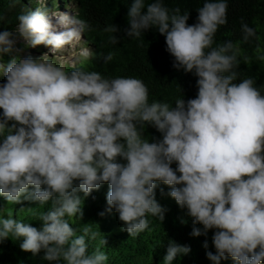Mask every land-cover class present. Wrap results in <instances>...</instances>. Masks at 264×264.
I'll return each instance as SVG.
<instances>
[{"label":"clouds","instance_id":"obj_1","mask_svg":"<svg viewBox=\"0 0 264 264\" xmlns=\"http://www.w3.org/2000/svg\"><path fill=\"white\" fill-rule=\"evenodd\" d=\"M68 2L74 12L66 11ZM228 7L227 0H205L197 22L189 25L188 12H170L163 0H131L125 35L139 38L154 29L165 37L173 67L197 78L196 97L174 105L150 102L139 78H107L77 68L94 53L84 37L91 26L76 16L73 0L26 6L15 31L0 32V196L8 205L50 206L37 214L40 227L0 214V243L22 240V251L43 253L40 259L48 264H107L99 246L89 251V241L101 232L93 223H71L83 219L84 200L107 184L99 215L115 211L121 231L138 237L149 230V217L165 220L167 209L156 199V189L165 185L166 195L187 210L192 237L214 230L215 254L206 251L211 264L228 258L264 264V86L239 79L237 43L215 42L228 22ZM241 29L245 42L258 39L243 21ZM104 31L113 34L111 44L119 42L118 27L109 24ZM20 39L27 48L44 46L51 53L81 40L89 49L81 62L64 68L46 60L47 53L21 57ZM101 55L105 64L114 56ZM147 126L162 138L149 142ZM160 193L165 195L163 188ZM25 211L34 208L19 210ZM190 252V246L169 240L163 264Z\"/></svg>","mask_w":264,"mask_h":264},{"label":"trees","instance_id":"obj_2","mask_svg":"<svg viewBox=\"0 0 264 264\" xmlns=\"http://www.w3.org/2000/svg\"><path fill=\"white\" fill-rule=\"evenodd\" d=\"M77 6V17L85 20L91 30H86L84 37L92 47L94 55L90 60L83 62L77 68L86 71H96L107 78L135 77L141 79L149 89V101L167 102L174 105L177 99L185 101L196 97L198 89L194 74L185 73L182 69L173 67L174 58L166 51L165 37L154 29L143 33L139 38H129L125 35L128 29L127 8L131 0H73ZM205 0H163L165 7L171 12L175 8L181 10V14L188 12V24L197 22V9L203 6ZM55 0H49L48 4H54ZM229 5L227 24L221 26L215 36V42L221 43L231 40L240 48V65L237 69L239 79L252 78L256 86H264V0H227ZM33 9L39 7L38 2L32 0H0V32L14 31L17 24V16L25 7ZM46 11V9H44ZM146 11V10H144ZM247 23L257 30V38L243 40L241 22ZM112 24L118 27L115 33L118 43H110V35L104 28ZM215 46V45H214ZM19 49L25 48L17 44ZM109 52L114 54L113 60L105 64L102 55ZM4 62L10 57L4 56ZM75 68H67L71 71ZM264 93V87L261 88ZM2 113V110H0ZM145 137L149 142L161 139V134L155 128L147 126L144 129ZM163 188L165 195H161ZM169 191L165 185L156 189V199L162 207L167 209L165 220L161 224L155 218L149 217L151 224L149 230L138 237H131L126 231H121L123 224L118 214L113 211L103 217L100 212L106 208V194L108 185L103 184L98 191L84 200L82 220L72 218L71 223L79 228L83 224L93 223V229L100 231L101 235L94 241H89V251L100 247L108 255L107 264H163L166 255L168 241H175L180 245H188L191 248L189 255L178 258L173 264H211L206 257V251L215 254L212 244L214 230H210L207 236L192 237L190 235L193 223L186 215V209L182 210L176 202L168 197ZM82 195V194H81ZM50 206L44 208L34 203L25 202L18 205H8L6 198L0 196V214H14L18 219L26 223H32L34 227H40L37 214L47 212ZM21 208H34V212H19ZM186 220L182 224L181 220ZM203 231L202 225H195ZM106 239V245H101L100 240ZM207 240L208 249L203 248ZM22 240H6L0 243V264H48L42 261L40 256L33 257L31 253L21 250ZM221 264H234L231 258L221 260Z\"/></svg>","mask_w":264,"mask_h":264},{"label":"rangeland","instance_id":"obj_3","mask_svg":"<svg viewBox=\"0 0 264 264\" xmlns=\"http://www.w3.org/2000/svg\"><path fill=\"white\" fill-rule=\"evenodd\" d=\"M34 2H38L39 7H45L48 4L49 0H32ZM58 1V0H56ZM68 13L70 10H72L73 12L75 11V6L71 3L68 2V6H67ZM66 11H61V12H66ZM55 13V12H54ZM67 13V12H66ZM53 14V13H50ZM58 15V13H56ZM15 31V30H14ZM13 31V32H14ZM17 44H22L23 46H25V43L22 39L18 40ZM85 49H89L87 45L84 44L83 40H81L79 43L73 44V45H69L66 46L64 49L59 50L56 53H51L49 51L48 48L44 47V46H39L37 48H27L25 46V48H21V57H27V56H32L33 58H39L42 55H44L45 53L48 54V56L45 58L46 60H51L54 63L58 64L61 67H67V66H74L76 64H78L79 62L82 61V59L84 57H87L84 54V50ZM4 78L2 76H0V83H3Z\"/></svg>","mask_w":264,"mask_h":264}]
</instances>
